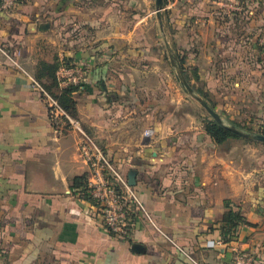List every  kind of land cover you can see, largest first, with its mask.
I'll list each match as a JSON object with an SVG mask.
<instances>
[{"label":"crops","instance_id":"1","mask_svg":"<svg viewBox=\"0 0 264 264\" xmlns=\"http://www.w3.org/2000/svg\"><path fill=\"white\" fill-rule=\"evenodd\" d=\"M0 37L34 76L42 61L83 67L76 118L163 231L138 222L122 241L96 222L75 184L89 175L79 133H56L27 74L2 68L0 264H264V164L207 134L171 57L226 125L264 127L263 0H178L160 16L157 0H24L0 12ZM228 213L234 236L209 247Z\"/></svg>","mask_w":264,"mask_h":264},{"label":"built area","instance_id":"2","mask_svg":"<svg viewBox=\"0 0 264 264\" xmlns=\"http://www.w3.org/2000/svg\"><path fill=\"white\" fill-rule=\"evenodd\" d=\"M177 2L178 0H169L164 10ZM21 3V0H0V12ZM238 9H241V6H238ZM24 57L22 45L11 44L0 37V69L9 67L27 74L31 89L47 107L50 123L56 133L64 134L69 131L79 133V152L89 168V175L87 185L78 190L77 194L80 198L93 203L96 222L122 241H130L134 237L138 222H143L163 233L154 215L143 205L138 192L129 183L121 166L113 161L81 122L67 112L34 75L26 71ZM85 78L86 71L79 65L62 63L57 71L61 88L77 86L81 89ZM151 132L148 130L146 134L150 135ZM224 243L223 239L209 240L208 246L213 248ZM233 264H255V262L252 256L237 252Z\"/></svg>","mask_w":264,"mask_h":264},{"label":"trees","instance_id":"3","mask_svg":"<svg viewBox=\"0 0 264 264\" xmlns=\"http://www.w3.org/2000/svg\"><path fill=\"white\" fill-rule=\"evenodd\" d=\"M23 1L24 0H21L22 3ZM164 2L167 4L169 0H164ZM177 57L179 58L178 61L179 65L184 71V59L180 57V54H177ZM65 63L68 65H72L70 62H65ZM61 65L62 63L58 61L55 62L42 61L39 63L37 67V70L35 72L36 75L35 77L43 84L46 90L59 101V103L67 112H69L73 117H76V101L74 99V95L78 92L79 87L70 86L67 88H61L59 86V82L57 79V71L59 70ZM186 80L188 82V78H186ZM199 93L203 96V98H205V100H207V102L209 103V105H211L213 109H216V105L208 98L207 93L201 91H199ZM203 122L207 134H209L212 137V139L215 141V143L220 147H223L225 149H230L231 143L239 140L252 142L242 137L240 134H238L231 128L226 127L219 121H216L215 119L211 118L210 116H207ZM239 126L244 129H248L252 131L250 127L248 128L247 126H243V125H239ZM87 183H88V177H85L83 179L77 180L75 184L78 187V190H81V188L85 187ZM84 196L85 198H87L86 194H84ZM241 220H242L241 217L237 213L227 214L224 225L222 227V239L225 242L230 240L234 236L235 230L237 226L240 224Z\"/></svg>","mask_w":264,"mask_h":264},{"label":"water","instance_id":"4","mask_svg":"<svg viewBox=\"0 0 264 264\" xmlns=\"http://www.w3.org/2000/svg\"><path fill=\"white\" fill-rule=\"evenodd\" d=\"M164 7H165V3L164 0H157V13L160 16L161 13L164 11ZM49 28L48 24H45L42 26V30H47ZM171 57L173 59V63L177 68L178 74L180 76L181 82L183 83V85L185 86V88L187 89L188 93L196 100H198L202 106L207 110V112L211 115V117L213 119H215L216 121H219L220 123H222L223 125H225L226 127L231 128L232 130H234L235 132H237L238 134H240L242 137L246 138V139H250V140H255V141H261L264 143V135L262 134H252V133H248L242 129H240L239 127L235 126V125H226L222 118L221 115L215 110L213 109L206 101L203 97H201L200 95H198L189 85V83L187 82L185 76H184V72L183 69L181 68V66L179 65V62L177 60V57L171 53Z\"/></svg>","mask_w":264,"mask_h":264},{"label":"rangeland","instance_id":"5","mask_svg":"<svg viewBox=\"0 0 264 264\" xmlns=\"http://www.w3.org/2000/svg\"><path fill=\"white\" fill-rule=\"evenodd\" d=\"M197 94L202 97V95L200 93H197ZM261 95H263V98H264V92H261V93L259 92V96H261ZM253 125H255V126L250 127L252 129V131L248 130V129H244V128L242 129V127H240V129H242L248 133L264 135V127L260 128L259 124H253ZM238 145H239L240 149H243L240 152L239 158H241L243 160L244 164L255 166V165H258L257 161H259V162L262 161L261 164H264V143L263 142L255 141V140H252V142L239 140ZM263 166H261V167H263Z\"/></svg>","mask_w":264,"mask_h":264}]
</instances>
